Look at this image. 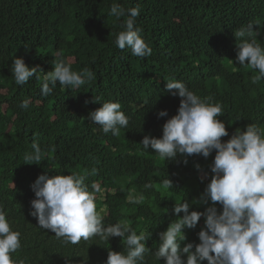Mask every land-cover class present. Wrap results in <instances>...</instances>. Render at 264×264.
<instances>
[{
	"label": "trees",
	"instance_id": "16d2710c",
	"mask_svg": "<svg viewBox=\"0 0 264 264\" xmlns=\"http://www.w3.org/2000/svg\"><path fill=\"white\" fill-rule=\"evenodd\" d=\"M113 4L139 6L134 27L151 55L133 56L116 46L128 16H111ZM248 24L264 47V0H0V207L20 233L21 247L10 254L15 264H105L108 251L127 252L124 238L97 235L71 244L40 228L30 215L31 185L40 174L83 177L104 226L119 223L144 234V264H165L155 252L158 234L179 219L173 206L188 202L190 211L203 212L212 205L199 201L213 175L215 150L207 158L178 154L168 161L140 141L162 136V125L177 112L181 98L167 92L170 79L222 106L217 118L228 132L222 142L248 125L264 131V79L253 83L258 70L235 63L241 41L234 34ZM15 57L39 69L23 85L14 82ZM61 58L73 71L89 68L94 79L79 88L57 82L41 95L43 77ZM25 100L27 109L20 106ZM109 101L119 102L129 119L115 135L87 119ZM160 110L168 115L158 117ZM33 143L41 149L39 164L24 161ZM215 207L222 211L218 202ZM204 219L182 229L181 247L192 243L194 251Z\"/></svg>",
	"mask_w": 264,
	"mask_h": 264
},
{
	"label": "clouds",
	"instance_id": "9594fccd",
	"mask_svg": "<svg viewBox=\"0 0 264 264\" xmlns=\"http://www.w3.org/2000/svg\"><path fill=\"white\" fill-rule=\"evenodd\" d=\"M109 14L117 19L128 16L123 30L116 35L115 44L119 49L127 47L133 56L141 58L151 55L152 49L140 35V29L134 27L140 14L139 6L125 10L113 4ZM234 36L241 41L237 43L235 63L258 70L253 83L264 79V47L254 38L253 24L238 29ZM38 71L35 66H27L22 57L12 61V75L17 85L25 84ZM92 79L94 74L89 68L73 71L61 58L43 77L41 95H49L57 82L65 88H79ZM165 88L170 95L181 98L177 112L162 125V136L142 138L143 148H151L168 161L175 160L178 154H201L207 158L213 150L215 156L210 165L213 175L199 201L207 203L210 200L212 205L200 212L190 211L188 202L175 204L172 211L179 219L170 222L166 230L158 234L160 245L155 252L156 259L163 258L165 264H201L205 260L207 264H264V131L248 125L222 142L221 138L228 136V132L224 122L217 118L223 114L220 104L198 97L179 80H168ZM20 106L27 109L29 101H23ZM157 115L164 117L168 113L160 110ZM87 119L99 125L104 134L111 131L115 135L120 128L129 126L119 102L102 103L89 112ZM32 148L24 161L39 164L41 149L36 143ZM172 185L171 180L165 181L166 188ZM92 188L99 191L97 184ZM31 189L35 199L30 201V215L37 219L40 228L51 230L57 238L71 244L97 235L107 240L113 236L124 238L126 254L108 251L105 264H144L145 253L149 252L145 245L148 237L119 223L105 227L103 217L96 210L95 196L84 184L83 177L40 174ZM217 202L222 205V211H217ZM181 212L182 217L178 215ZM201 216L205 218L206 230L202 228L198 232L200 243L195 245L194 251H191L192 243L181 247V241L185 240L182 229L194 228ZM20 247V233L10 228L0 207V264H15L10 254ZM182 254H186V258H182Z\"/></svg>",
	"mask_w": 264,
	"mask_h": 264
}]
</instances>
